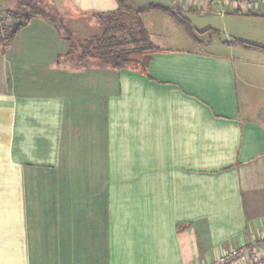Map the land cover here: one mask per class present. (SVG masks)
I'll list each match as a JSON object with an SVG mask.
<instances>
[{
  "label": "crops",
  "instance_id": "1",
  "mask_svg": "<svg viewBox=\"0 0 264 264\" xmlns=\"http://www.w3.org/2000/svg\"><path fill=\"white\" fill-rule=\"evenodd\" d=\"M173 1L129 6L183 8ZM31 7L43 13L0 42V264H218L234 249L223 264H253L264 237V4L193 10L208 23L197 30L184 16L194 39L148 11L152 42L149 14L182 44L153 42L143 68L94 70L70 53L66 32L81 22L63 23L87 16L82 27L98 35L117 0H0ZM90 77L103 110L93 160L84 139L65 135L80 105L71 94L90 91Z\"/></svg>",
  "mask_w": 264,
  "mask_h": 264
},
{
  "label": "trees",
  "instance_id": "2",
  "mask_svg": "<svg viewBox=\"0 0 264 264\" xmlns=\"http://www.w3.org/2000/svg\"><path fill=\"white\" fill-rule=\"evenodd\" d=\"M117 2L118 8L116 11L108 14L109 19L106 21L102 32L79 42L80 51L78 54H74V57L80 65H87L88 61L92 60L93 62H98L100 65L114 69H121L127 66H138L139 68H143L145 62L144 56L148 53L151 54L157 49L140 21V16L148 11H157L166 14L171 17L189 37L192 39L196 37L189 20L179 11L153 4H148L134 10L129 6L130 0H117ZM30 10L32 11L29 13L15 12L17 16L20 15L23 17V21L21 24L14 26L7 40L12 39L18 29L29 20L32 13H43L34 7H31ZM188 12H193V10H189ZM129 15H134V21H129L127 25L118 20L119 16ZM235 43L251 48H260L259 46L246 44L241 41H235ZM70 44H72V42Z\"/></svg>",
  "mask_w": 264,
  "mask_h": 264
},
{
  "label": "rangeland",
  "instance_id": "3",
  "mask_svg": "<svg viewBox=\"0 0 264 264\" xmlns=\"http://www.w3.org/2000/svg\"><path fill=\"white\" fill-rule=\"evenodd\" d=\"M166 1L165 3L172 4L174 1L173 0H164ZM221 1V0H218ZM176 2H178V0H176ZM180 2H183V8L178 4L179 8H176L183 16H186L188 18L191 19L192 21V26L194 29L197 30H201L204 29V27H206V25H208V23L206 21L203 22H199L196 21V16L193 13H189L186 11H191V10H195V11H201L203 10V8H207V6L209 4H205V3H200L196 0H183ZM137 5V4H136ZM137 8H139V5L136 6ZM134 8V9H137ZM206 10V9H205ZM32 10H29V12H31ZM28 12V13H29ZM197 15V14H196ZM148 16V17H147ZM151 16V17H150ZM72 17V16H71ZM75 19H73L72 21H65L63 23L64 28L66 29H70L71 27V23L73 22H85L89 23L90 19L86 16L85 19L83 20L80 16H73ZM119 21L124 22L123 24H128L129 21H134V15H129V16H119ZM147 20H149V24L152 25V27L156 29V31L158 32V34H156V36H154V43H156L159 46L165 47L166 45H170V44H174V45H180V44H176L174 42H169L168 39H165L168 36H171L172 32L171 29L169 30L168 26L166 24H161V25H165L162 28H158L155 25V20H154V15L149 14V15H145L142 18V21L147 24ZM71 22V23H70ZM260 22V21H259ZM264 23V21H262ZM80 23L79 28H78V34H72V32H70L71 34H69L68 32H66L69 36L70 39V43L72 42L71 47H70V52L73 54H78L79 53V42H82L84 39H88L91 38L92 36L97 34V28L91 30L90 29H84L82 26V24ZM81 26V27H80ZM91 30V32H90ZM156 38H160L159 40H157ZM153 40V39H152ZM165 40H167L165 42ZM184 45V44H183ZM99 65V64H98ZM79 69L85 68V69H90V70H94V68H97V63L93 62L92 60H89L87 65H78ZM86 88H89L90 91L85 92L80 99H78V96L81 94H78L77 92H74L73 94H71L72 97H74L76 100H80L78 104H80L79 106H76V108L70 110V113L72 112V117H70L68 119L69 124L65 125V135L67 136H72L73 138H80L81 140L84 139L81 142H84L85 147L87 148V156L89 157V160H93L94 159V154H95V150L97 152L103 153V149L100 146L101 143L97 141V122L99 120V117H101V115L103 114V110H101L100 108H97V93L95 94L94 89H93V85H94V81L93 78H87L86 79ZM83 98V99H82ZM103 117V116H102ZM102 117L100 119H102ZM67 121V123H68ZM74 122L73 125H71ZM103 145V144H102ZM102 149V150H101ZM78 150V149H77ZM77 156V155H75ZM76 159H78V157H75ZM97 172L100 173V171H102V164H103V160H102V156L97 155ZM90 164L88 163V168L90 169L91 166H89ZM87 176H94V173L92 171L87 172L86 173ZM99 174H97V179H100V177L98 176ZM89 177V178H90ZM238 250V249H236ZM214 264V263H213Z\"/></svg>",
  "mask_w": 264,
  "mask_h": 264
},
{
  "label": "built area",
  "instance_id": "4",
  "mask_svg": "<svg viewBox=\"0 0 264 264\" xmlns=\"http://www.w3.org/2000/svg\"><path fill=\"white\" fill-rule=\"evenodd\" d=\"M183 1V0H181ZM200 3L210 4L218 0H196ZM222 7L231 8L234 11H241L244 13L253 12L263 6L264 0H221L218 1ZM21 23L19 16L13 11L0 9V41L3 42L9 38L11 30L14 26ZM236 250H233V256L228 255L225 258H220L217 263L223 264L232 260L236 256ZM253 264H264V237L260 239L258 246L251 253Z\"/></svg>",
  "mask_w": 264,
  "mask_h": 264
}]
</instances>
